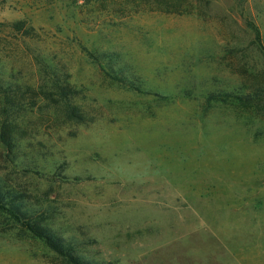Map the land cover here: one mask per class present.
Listing matches in <instances>:
<instances>
[{
    "label": "rangeland",
    "instance_id": "obj_1",
    "mask_svg": "<svg viewBox=\"0 0 264 264\" xmlns=\"http://www.w3.org/2000/svg\"><path fill=\"white\" fill-rule=\"evenodd\" d=\"M0 191L89 264L264 247V0H0ZM0 264L70 263L0 208Z\"/></svg>",
    "mask_w": 264,
    "mask_h": 264
},
{
    "label": "trees",
    "instance_id": "obj_2",
    "mask_svg": "<svg viewBox=\"0 0 264 264\" xmlns=\"http://www.w3.org/2000/svg\"><path fill=\"white\" fill-rule=\"evenodd\" d=\"M6 141V139L4 138ZM9 140V139H8ZM8 140L6 141L7 144ZM9 198L0 191V208L5 210L13 220L25 225L28 230L38 239L43 241L52 251L63 257L70 264H89L74 254L70 245L53 234L49 228L44 227L41 223H33L18 206L13 205Z\"/></svg>",
    "mask_w": 264,
    "mask_h": 264
},
{
    "label": "crops",
    "instance_id": "obj_3",
    "mask_svg": "<svg viewBox=\"0 0 264 264\" xmlns=\"http://www.w3.org/2000/svg\"><path fill=\"white\" fill-rule=\"evenodd\" d=\"M216 256H219L217 260L221 264H227L228 259L225 258V256L228 258L230 256L236 257L235 260L238 264H264V247L246 250H236L230 247H225V249H219Z\"/></svg>",
    "mask_w": 264,
    "mask_h": 264
}]
</instances>
